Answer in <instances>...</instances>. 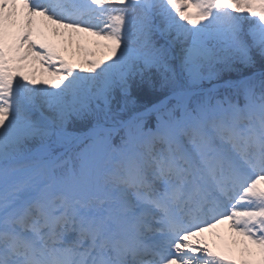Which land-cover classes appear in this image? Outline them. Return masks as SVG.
<instances>
[{"label": "snow or ice", "instance_id": "6c2138e0", "mask_svg": "<svg viewBox=\"0 0 264 264\" xmlns=\"http://www.w3.org/2000/svg\"><path fill=\"white\" fill-rule=\"evenodd\" d=\"M0 264H264V0H0Z\"/></svg>", "mask_w": 264, "mask_h": 264}, {"label": "bare ground", "instance_id": "6f19581e", "mask_svg": "<svg viewBox=\"0 0 264 264\" xmlns=\"http://www.w3.org/2000/svg\"><path fill=\"white\" fill-rule=\"evenodd\" d=\"M220 235L222 236H228L229 233L227 231V227L226 225L225 226H221L219 229L216 230ZM205 238L208 240L209 243H216L218 242L217 241V238H216V235L215 233H206L205 234Z\"/></svg>", "mask_w": 264, "mask_h": 264}]
</instances>
